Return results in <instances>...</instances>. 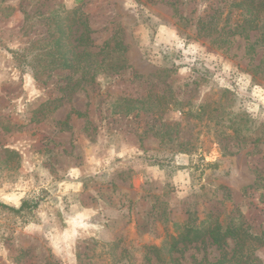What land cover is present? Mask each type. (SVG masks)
<instances>
[{
	"label": "rangeland",
	"instance_id": "obj_1",
	"mask_svg": "<svg viewBox=\"0 0 264 264\" xmlns=\"http://www.w3.org/2000/svg\"><path fill=\"white\" fill-rule=\"evenodd\" d=\"M61 6L76 71L49 56ZM215 219L264 264V0H0V264H165Z\"/></svg>",
	"mask_w": 264,
	"mask_h": 264
},
{
	"label": "trees",
	"instance_id": "obj_2",
	"mask_svg": "<svg viewBox=\"0 0 264 264\" xmlns=\"http://www.w3.org/2000/svg\"><path fill=\"white\" fill-rule=\"evenodd\" d=\"M247 7L248 5L242 6V9ZM63 11L61 6L50 13L49 56L55 68H68L76 71L85 67L84 57L82 52L76 50L78 45L71 41V25L69 19L62 15ZM36 205L37 203L31 205L28 201H23L19 208H13V210L21 211L26 207L34 208ZM206 237H209L212 243L219 248L231 238L234 241V247L230 257L222 253L215 261L202 260L197 264H249L248 260L256 248V237H253L244 226L233 223L222 224L215 219L204 224H196L191 220L185 223L177 234L167 235L162 246H151L149 249L159 261L162 259L165 264H176V259L174 260L172 256L179 244L196 243L203 241ZM162 252H165V256H162Z\"/></svg>",
	"mask_w": 264,
	"mask_h": 264
}]
</instances>
